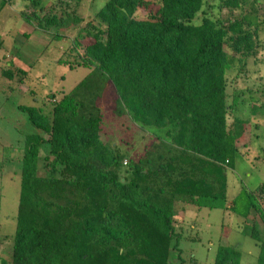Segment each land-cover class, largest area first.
I'll return each instance as SVG.
<instances>
[{"label": "trees", "instance_id": "obj_1", "mask_svg": "<svg viewBox=\"0 0 264 264\" xmlns=\"http://www.w3.org/2000/svg\"><path fill=\"white\" fill-rule=\"evenodd\" d=\"M82 1L55 0L42 13L40 0H29L20 11L39 27L82 23L66 64L90 72L52 97L50 115L20 107L35 131L20 158L9 263L170 264L181 238L176 204L224 207L219 169L232 168L248 142L239 111L264 96L262 80L255 90L235 87L237 79L264 80V11L260 0H106L84 22L76 15ZM1 76L23 83L25 72L9 65ZM111 113L155 129L134 159L114 139L102 141ZM243 195L239 215L253 211L264 221V182ZM250 236L260 241L255 264H264V235L252 225ZM239 261L237 247H219L214 264Z\"/></svg>", "mask_w": 264, "mask_h": 264}, {"label": "rangeland", "instance_id": "obj_2", "mask_svg": "<svg viewBox=\"0 0 264 264\" xmlns=\"http://www.w3.org/2000/svg\"><path fill=\"white\" fill-rule=\"evenodd\" d=\"M42 13L48 11L55 0H40ZM106 0H83L76 15L87 21L99 11ZM214 5L217 0H211ZM29 0H0V264L9 263V249L16 229V216L20 189V158L26 135L35 130L29 124L27 114L20 107L40 108L50 115L52 97L58 99L70 92L90 69L85 66L70 68L66 61L75 57L67 54L73 41L80 34L82 23L62 29L38 26L36 21L20 16L21 10L30 7ZM73 3H69V9ZM259 7L264 11V0ZM30 10V8H29ZM31 11V10H30ZM29 11V12H30ZM260 41L264 45V30ZM71 49V48H70ZM69 51V50H68ZM66 52V54H65ZM264 54L261 55L263 57ZM75 56V55H74ZM260 57V58H261ZM62 58L63 63H58ZM25 72L23 83L17 78L8 80L1 76L5 66ZM251 69H258V64H250ZM236 71L228 73L229 78L236 76ZM263 79L255 81L237 79L236 89H258ZM264 96L257 95L245 100L240 112L241 120H249L244 149L235 156L232 168L221 167L223 178L221 193L225 194L224 207H197L176 204L173 215L174 225L181 233L179 245L170 251V264H214L219 247H237L240 255L239 264H255L259 255L258 242L251 238L252 225L259 234L264 235V221L257 212H251L243 218L238 212L243 211L247 201L243 194L256 189L264 182V110L259 103ZM107 115L103 128L102 141L117 147L121 155L134 159L143 151L147 136L155 129L141 130L124 117L111 120ZM116 117V116H115ZM232 122L228 118V124ZM255 124H258L255 127ZM117 141H120L119 143ZM219 176V175H218ZM214 194H219L214 186ZM244 192V193H243ZM243 193V194H242ZM236 208L230 209L234 199L240 195Z\"/></svg>", "mask_w": 264, "mask_h": 264}, {"label": "water", "instance_id": "obj_3", "mask_svg": "<svg viewBox=\"0 0 264 264\" xmlns=\"http://www.w3.org/2000/svg\"><path fill=\"white\" fill-rule=\"evenodd\" d=\"M124 180L123 179H121V182H123Z\"/></svg>", "mask_w": 264, "mask_h": 264}, {"label": "built area", "instance_id": "obj_4", "mask_svg": "<svg viewBox=\"0 0 264 264\" xmlns=\"http://www.w3.org/2000/svg\"><path fill=\"white\" fill-rule=\"evenodd\" d=\"M125 163V162H124Z\"/></svg>", "mask_w": 264, "mask_h": 264}]
</instances>
